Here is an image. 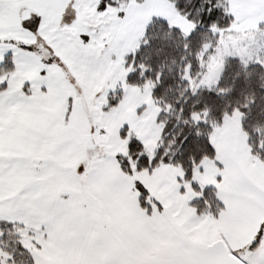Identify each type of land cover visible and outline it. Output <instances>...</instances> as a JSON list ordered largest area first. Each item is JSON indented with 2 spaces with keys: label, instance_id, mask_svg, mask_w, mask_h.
I'll list each match as a JSON object with an SVG mask.
<instances>
[{
  "label": "snow or ice",
  "instance_id": "1",
  "mask_svg": "<svg viewBox=\"0 0 264 264\" xmlns=\"http://www.w3.org/2000/svg\"><path fill=\"white\" fill-rule=\"evenodd\" d=\"M0 264H264V0H0Z\"/></svg>",
  "mask_w": 264,
  "mask_h": 264
}]
</instances>
